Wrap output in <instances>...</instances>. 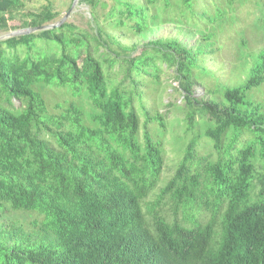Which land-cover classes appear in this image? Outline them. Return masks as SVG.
Returning a JSON list of instances; mask_svg holds the SVG:
<instances>
[{
  "label": "trees",
  "instance_id": "1",
  "mask_svg": "<svg viewBox=\"0 0 264 264\" xmlns=\"http://www.w3.org/2000/svg\"><path fill=\"white\" fill-rule=\"evenodd\" d=\"M31 1L41 0H0V31ZM244 1L208 13L197 0H114L106 14L111 29L134 35L197 17L207 27L196 48L162 38L124 46L98 21L99 0L77 2L89 6L91 32L63 23L0 40V264H264V48L241 83L193 96L199 55ZM55 17L42 10L18 28ZM39 39L58 51L33 50ZM167 70L184 135L165 178L166 123L145 107L143 77L156 90ZM57 90L66 97L50 106Z\"/></svg>",
  "mask_w": 264,
  "mask_h": 264
},
{
  "label": "rangeland",
  "instance_id": "2",
  "mask_svg": "<svg viewBox=\"0 0 264 264\" xmlns=\"http://www.w3.org/2000/svg\"><path fill=\"white\" fill-rule=\"evenodd\" d=\"M113 1L114 0H99V4L95 8V13L98 17V21L104 24L105 29L113 35H116L119 42L124 46L130 47L132 45H137L139 48L142 43L156 38L177 39L193 48H196V46L200 44V35L197 32L201 33V28H204L206 25L199 28L198 25L202 24V22L197 17L190 19V22H187L190 23L189 25L185 23L159 24L141 35H134L125 30L111 29L107 23L110 20L105 19V17ZM71 3L72 0L26 2L24 14L12 20L10 22L11 28L0 31V34L20 29L18 28L20 22H28L34 17V13H38L42 10L54 12L56 15L52 21L45 24L56 22L69 10ZM220 3L221 0H197L196 9L199 12L207 11L208 13H212L215 6H219ZM228 14L231 15V18H229ZM226 18L227 20L220 23L221 27L216 31V36L212 41V45L209 49H206L204 54L199 55L198 65L204 68L205 71L196 70L200 80L193 86V96L198 100L209 97V95L205 93V87L215 90L219 88L218 85L231 87L241 83L243 79V65L247 62H251V55L253 53L264 48V28H262V21L264 20V0H247L243 3L235 4L229 13L227 11ZM63 23H66L67 26L78 27L81 30L91 32L93 22L91 21L89 6L85 3H77ZM213 25L217 26V23H213ZM56 29L60 30L58 27H56ZM60 31L62 32V29ZM63 31L66 32L67 30L63 29ZM36 34L37 32L25 35L33 37ZM36 41L37 42L31 45L35 47V49L33 48L35 51H40L41 49L40 54L44 52L51 53L53 50L58 51L55 42L41 41V39ZM26 51L27 49L22 47L19 56L22 57ZM133 53H136V51ZM38 56L41 55H37V57ZM170 74V70L160 74V80L163 81V84L159 89L156 88V90L154 85L150 84L148 79L143 77L145 82L143 87L145 107L148 110H156L162 113L166 123L165 134L162 139L164 144V165L162 174L165 178L172 174L181 156L175 139L177 136L184 135V125L182 123L184 109L181 108L184 103L181 95L173 91L170 87L177 85V82L169 76ZM262 88L264 91V86ZM50 91L52 93L54 89ZM217 95L219 94L215 93L216 98L218 97ZM65 97L64 91L57 90L54 96H50V106L55 102L62 101ZM46 100L48 101L47 96ZM12 102L14 105H19L17 100L13 99ZM167 102H171L172 105L169 107L164 106L163 104ZM141 120H143V118H141ZM185 136H187V138L190 137L189 134ZM209 149V145H205L198 147L197 151L199 154H206ZM6 217L18 220V223L25 224L33 218V214L12 213L11 215L8 214ZM2 221L5 222V219L0 220V222Z\"/></svg>",
  "mask_w": 264,
  "mask_h": 264
},
{
  "label": "water",
  "instance_id": "3",
  "mask_svg": "<svg viewBox=\"0 0 264 264\" xmlns=\"http://www.w3.org/2000/svg\"><path fill=\"white\" fill-rule=\"evenodd\" d=\"M77 2H78V0H72V3H71L69 10L56 22L49 23V24H43V25L35 26V27H27V28H22V29H18V30H12V31H8V32H4V33L0 34V40H4V39L9 38V37L25 35L28 33H34V32H39V31L54 29L56 27H59L65 21L68 14L72 10V8H74V6L77 4Z\"/></svg>",
  "mask_w": 264,
  "mask_h": 264
},
{
  "label": "bare ground",
  "instance_id": "4",
  "mask_svg": "<svg viewBox=\"0 0 264 264\" xmlns=\"http://www.w3.org/2000/svg\"><path fill=\"white\" fill-rule=\"evenodd\" d=\"M232 263V262H231Z\"/></svg>",
  "mask_w": 264,
  "mask_h": 264
}]
</instances>
